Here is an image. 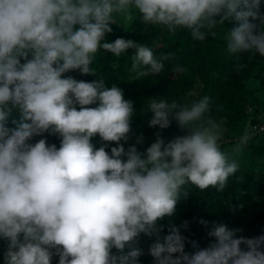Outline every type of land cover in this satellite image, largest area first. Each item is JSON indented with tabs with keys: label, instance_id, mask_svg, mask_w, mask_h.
<instances>
[{
	"label": "clouds",
	"instance_id": "obj_1",
	"mask_svg": "<svg viewBox=\"0 0 264 264\" xmlns=\"http://www.w3.org/2000/svg\"><path fill=\"white\" fill-rule=\"evenodd\" d=\"M260 3L0 0V238L8 241L4 264H51L54 255L58 264H139L142 251L135 245L141 234L154 237L148 249L154 264H264V235L238 237L240 229L213 222L208 235L214 242L189 254L180 231L188 221L171 223L177 202L189 195L187 186L225 189L239 169L238 158L251 132L222 149V130L210 117L209 96L191 103L153 98L146 111L152 113L149 126L166 129L175 120L189 134L165 142L157 133L143 152L136 147L144 142L138 135L125 149L133 102L103 78L86 82L64 75L78 70L96 76L92 64L99 51L121 57L129 49L136 79L164 70L172 53L156 56L132 39L105 41L117 18L124 28L138 17L170 34L188 30L198 41L209 33L215 36L217 24L234 19L238 26L224 36L227 53L264 56ZM10 118L14 129L7 126ZM45 132L60 137L58 148L44 138L29 143ZM96 136L106 143L94 147ZM107 143L116 145L110 153ZM165 218L168 233L161 238L164 226L159 222Z\"/></svg>",
	"mask_w": 264,
	"mask_h": 264
},
{
	"label": "trees",
	"instance_id": "obj_2",
	"mask_svg": "<svg viewBox=\"0 0 264 264\" xmlns=\"http://www.w3.org/2000/svg\"><path fill=\"white\" fill-rule=\"evenodd\" d=\"M260 14L264 15V0L260 3ZM215 19L219 20V17ZM254 22L259 23L258 20ZM109 26L112 31L106 33V42L117 38L132 39L152 48L156 56L173 54L170 60L164 62V70L160 74L139 79H136V74L130 70L131 49L121 57L99 51L92 64L96 76L81 74L78 70L64 74L86 82L103 78L109 87L117 84L123 90L125 99L133 102L134 116L131 121L130 139L124 144L125 149L135 143L133 138L138 135L143 136L144 142L136 144V147L143 152L155 141L157 133L165 142L189 134L188 130L179 127L175 120H172L166 129L150 127L152 113L146 111L149 100L153 98L191 103L207 95L211 98L210 117L216 123L223 124L224 138L237 140L243 135L245 128L249 127H254L252 129L255 133L259 131L255 125L258 123V116L264 114V56L254 51H243L239 55L227 53L224 36L228 30L238 26L237 21L230 19L225 20L224 24H217L212 29L216 35L209 33L203 41L194 40L188 30L170 34L162 27L144 25L138 17L128 28L115 23ZM21 62H24L23 59ZM240 65L243 67H239ZM251 81L255 83L254 86L249 85ZM195 83L199 84L196 95L185 98ZM7 126L13 129L16 127L11 118ZM41 138L48 144H55L57 148L60 146V137L48 132L34 135L29 143H35ZM92 143L98 148L106 142L96 136L92 138ZM113 146H116L115 143H107L106 151L110 153ZM187 187L188 197L177 202L176 215L171 218V223L177 226L188 221L187 229H180L181 234L187 238L185 252L192 254L214 242V238L208 235L213 222L240 229L236 233L238 237L254 238L264 235V202L256 197L264 187V173H259L253 180L252 170L242 167L239 163L237 173L229 177L228 184L222 191L215 188L200 191L195 186ZM200 220L208 221V224L203 225L199 223ZM159 223L164 226L160 233L162 238L168 233L169 219L165 218ZM153 240L154 237L144 234L138 238L135 246L142 251L138 258L139 264H154L148 252ZM188 241H195L198 247L194 248ZM7 243L6 239L0 238V264H4ZM241 248L246 250L243 244ZM112 251L116 253L115 249ZM58 259L59 257L54 255L51 264H58Z\"/></svg>",
	"mask_w": 264,
	"mask_h": 264
},
{
	"label": "rangeland",
	"instance_id": "obj_3",
	"mask_svg": "<svg viewBox=\"0 0 264 264\" xmlns=\"http://www.w3.org/2000/svg\"><path fill=\"white\" fill-rule=\"evenodd\" d=\"M263 2V0H261ZM117 25L123 26L119 18H117ZM124 27V26H123ZM255 83L253 81L249 82L250 86H254ZM199 90V84L195 83L193 88L190 89L186 95L187 97H194ZM182 98V100H185ZM222 131H224V126L221 123H217ZM258 126V132H254L252 128H245L244 133L251 132L252 139L249 141L248 145L245 147L243 154L238 158V162L242 167L250 168L252 170V179L255 180L259 173H264V114L258 116V123L255 125ZM262 127V128H261ZM243 133V134H244ZM239 139V138H238ZM237 140H228L221 136L220 144L222 149H230L235 145ZM224 143V144H223ZM261 202H264V187L262 189L261 194L256 196Z\"/></svg>",
	"mask_w": 264,
	"mask_h": 264
},
{
	"label": "built area",
	"instance_id": "obj_4",
	"mask_svg": "<svg viewBox=\"0 0 264 264\" xmlns=\"http://www.w3.org/2000/svg\"><path fill=\"white\" fill-rule=\"evenodd\" d=\"M262 128V127H261Z\"/></svg>",
	"mask_w": 264,
	"mask_h": 264
}]
</instances>
